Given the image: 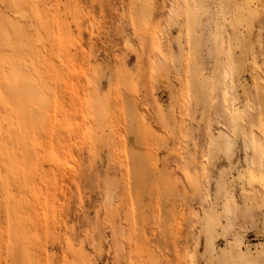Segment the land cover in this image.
<instances>
[{
	"label": "rangeland",
	"instance_id": "rangeland-1",
	"mask_svg": "<svg viewBox=\"0 0 264 264\" xmlns=\"http://www.w3.org/2000/svg\"><path fill=\"white\" fill-rule=\"evenodd\" d=\"M261 96L264 0H0V264H264Z\"/></svg>",
	"mask_w": 264,
	"mask_h": 264
},
{
	"label": "bare ground",
	"instance_id": "bare-ground-1",
	"mask_svg": "<svg viewBox=\"0 0 264 264\" xmlns=\"http://www.w3.org/2000/svg\"><path fill=\"white\" fill-rule=\"evenodd\" d=\"M171 20H173V18L171 17L170 18ZM130 45V44H129ZM130 49V48H129ZM158 64H159V66H161L160 65V62L158 63L157 62V65H156V67H157V69H158ZM259 75V74H258ZM259 80H260V78H259ZM258 80V81H259ZM261 84V83H260ZM226 87L228 86V88H229V84H226L225 85ZM258 89H259V87H257ZM226 89V88H225ZM257 89V90H258ZM260 91V90H259ZM263 91V90H262ZM258 94V93H257ZM259 95V94H258ZM263 95V94H262ZM261 99H264V98H262V96H261ZM228 109H230V107L228 108ZM232 111V110H231ZM145 119V118H144ZM146 123V122H145ZM187 123V122H186ZM186 123H185V126H186ZM151 125V124H150ZM147 127V126H146ZM150 127V126H149ZM239 127V126H238ZM237 127V128H238ZM242 126H240V128H241ZM244 128V127H243ZM151 129H153V128H151ZM221 129V128H220ZM219 129V132L216 134V135H213V136H211V138H210V154H211V152L212 151H216L217 152V150L218 151H220L221 153H223L226 157H225V159H231L233 156H234V149H235V147H236V145H237V138L235 137V135L236 134H234V135H232L231 133H229L228 131H226V130H220ZM242 129V128H241ZM243 130V129H242ZM235 131H237V130H235ZM236 133V132H235ZM245 133V132H244ZM238 134V133H237ZM257 136V135H256ZM256 139V138H255ZM262 139H260V141H261ZM247 142V141H246ZM244 146L245 147H247L248 146V144L247 143H244ZM262 147H264V146H262ZM264 150V149H263ZM215 152V153H216ZM219 153V152H218ZM220 153V154H221ZM213 154V153H212ZM218 155V154H217ZM246 155V154H245ZM248 155H250V154H248ZM184 157V156H183ZM224 157V156H223ZM186 159H188V158H190V156H186L185 157ZM189 161H190V159H189ZM188 160L186 161L187 163L189 162ZM210 162V161H209ZM212 162V161H211ZM248 162V161H247ZM246 164V163H245ZM248 164V163H247ZM204 166H206L207 167V165H205L204 164ZM250 168V167H249ZM206 169V168H205ZM204 169V170H205ZM264 170V169H263ZM206 174H207V172H205ZM210 173H211V171H210ZM253 177V176H252ZM255 177V176H254ZM253 177V178H254ZM176 181H177V179H176ZM181 181V180H180ZM180 181H179V183H180ZM179 183H178V185H179ZM182 187H183V185H182ZM245 186L243 185V188H244ZM241 188V187H240ZM255 188V187H254ZM245 189V188H244ZM257 189V188H256ZM184 191H186V190H184ZM248 191V190H247ZM254 191H255V189H254ZM67 192V191H66ZM256 192H260L259 190L257 191L256 190ZM252 193V196H253V194L255 195L256 194V196H257V193ZM262 192V191H261ZM260 192V193H261ZM260 193L258 194V196H260ZM262 195V194H261ZM263 196H264V193H263ZM262 196V197H263ZM112 198V196H109V199H111ZM260 198V197H259ZM255 198L253 197V200H254ZM257 199H258V197H257ZM252 200V199H251ZM256 200V199H255ZM262 200V199H261ZM257 201V203H258V200H256ZM259 201H260V199H259ZM112 202V201H111ZM249 202V201H248ZM253 202H255V201H253ZM113 203V202H112ZM258 205V204H257ZM117 206V205H116ZM113 207V206H112ZM118 208V207H117ZM112 209H114V208H112ZM195 209V208H194ZM196 209H197V207H196ZM205 211H206V209H205ZM204 211V212H205ZM212 211V210H211ZM208 212V211H207ZM116 213V212H115ZM145 213V212H144ZM193 215H194V213H193ZM199 215H200V212H199ZM199 215L196 217V215H195V217L196 218H198L199 217ZM143 216V215H142ZM202 217V216H201ZM200 218V217H199ZM203 218V217H202ZM204 219V218H203ZM202 220V219H201ZM169 221V220H168ZM203 221V220H202ZM229 222H230V220H228ZM168 224V223H167ZM230 224V223H229ZM228 224V225H229ZM207 227V226H206ZM202 228L204 229V227H203V223H202ZM229 229V228H228ZM202 230V229H201ZM200 230V231H201ZM199 231V232H200ZM203 231V230H202ZM120 232H121V234H124V232H125V229H124V227L121 225V228H120ZM249 232V231H248ZM236 238V237H235ZM236 241V240H235ZM238 242H239V240H238ZM247 252V251H246ZM245 252V253H246ZM246 255V254H245ZM247 255H248V252H247ZM251 257V256H250ZM157 258H159V257H157ZM251 258H253V257H251ZM250 259V258H249ZM245 264V263H244Z\"/></svg>",
	"mask_w": 264,
	"mask_h": 264
}]
</instances>
